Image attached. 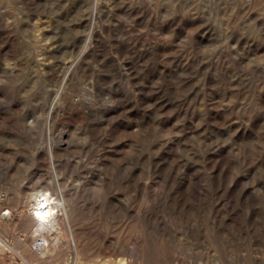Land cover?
<instances>
[{"label":"rangeland","instance_id":"374dc122","mask_svg":"<svg viewBox=\"0 0 264 264\" xmlns=\"http://www.w3.org/2000/svg\"><path fill=\"white\" fill-rule=\"evenodd\" d=\"M0 199V264H264V0H0Z\"/></svg>","mask_w":264,"mask_h":264},{"label":"bare ground","instance_id":"6f19581e","mask_svg":"<svg viewBox=\"0 0 264 264\" xmlns=\"http://www.w3.org/2000/svg\"><path fill=\"white\" fill-rule=\"evenodd\" d=\"M48 190L55 191L52 186L40 187L37 191H34L30 195L28 194L26 199L22 202V205H17L16 210L20 215V219L26 224V228L39 224L40 228L37 229L38 232L45 228L50 234L54 235L52 238H48L45 235H38L39 238L42 239V244L39 245V248L42 250L43 255L46 253L56 254L59 248L64 245V248H70L75 252H79L82 247V242L75 234V232L78 231V223L76 222L72 208H70L69 201L63 193H61L60 197H54ZM3 209L6 211V215H10L13 212V209L10 207H5ZM0 243L7 246L1 234ZM26 249L28 250L27 247H22L21 244L18 243L13 253L16 254L18 251L24 253ZM140 250L141 251L127 245L123 248V251L128 258L119 260L111 259L108 261L96 262V264H146L145 252L143 249ZM43 255L39 257H43ZM64 256L63 254L60 257Z\"/></svg>","mask_w":264,"mask_h":264}]
</instances>
